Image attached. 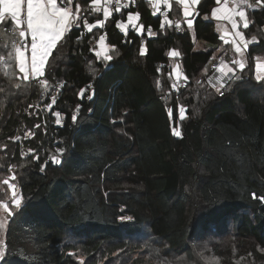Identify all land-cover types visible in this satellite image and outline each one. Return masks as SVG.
<instances>
[{"label":"trees","instance_id":"trees-1","mask_svg":"<svg viewBox=\"0 0 264 264\" xmlns=\"http://www.w3.org/2000/svg\"><path fill=\"white\" fill-rule=\"evenodd\" d=\"M90 1L75 0L81 16L104 26L89 32L81 22L51 50L41 78L55 86V96L22 78L8 58L18 29L10 17L0 22L8 37L3 44L0 35V139H6L0 162L22 166V203L9 217L0 264H145L154 252L205 264L196 250L207 243L211 264H234L222 246L226 238L239 251L248 246L245 252L264 264V200L253 197H264V91L237 81L212 94L197 82L212 53L194 50L188 31L158 30L143 1L139 20L156 33L124 38L115 23L125 15L92 16ZM215 5L201 0L196 6V40L218 44L205 18ZM257 5L246 10L244 36L257 29L262 36L249 44L248 58L264 54V3ZM101 36L120 54L90 74L84 64ZM171 51L187 80L177 93L167 76ZM181 102L187 120L179 114ZM199 104L195 116L190 107Z\"/></svg>","mask_w":264,"mask_h":264},{"label":"snow or ice","instance_id":"snow-or-ice-1","mask_svg":"<svg viewBox=\"0 0 264 264\" xmlns=\"http://www.w3.org/2000/svg\"><path fill=\"white\" fill-rule=\"evenodd\" d=\"M135 0H130V3H134ZM201 0H178V3L183 5V14L185 17L191 16L192 12L189 11L190 5H198ZM222 0H215L217 5H220ZM75 0H0V22L4 21L5 17H10L11 21L15 23L16 26L24 25L22 30L18 31L19 37H26L30 35V42L27 39L21 41L19 46L14 45V55L13 52H8L9 59H15L18 61L19 72L24 74L23 79L28 80L29 76L36 77L37 75H44V66L46 63L47 57L51 54V50L57 45V43L62 40L65 36V33L69 32L73 26L79 27L81 22L87 31L91 32L93 28L103 27L104 21L97 19L95 23H89L88 19L82 17L81 14V5L75 3V12H73V4ZM92 3L95 5H100L101 0H92ZM115 3L114 11L120 12L122 8L129 7L128 3H121V0H104L103 15L105 18L111 15V11L108 5ZM257 4L264 3V0H256ZM223 7L213 10L212 15L217 19H225L231 23L233 29L234 37L239 39H233L231 43L235 46V52L240 58L231 60V65L235 67L227 66L226 70L220 69L224 77H228L229 73L235 76L236 68H239L241 71L245 68V62L242 58L244 56V51L247 49L249 43L255 42L256 37L253 36L251 40H246L242 31H240V26L242 24L244 29L249 27V19L247 15V9H252V4L249 0H223ZM157 10H159V4L156 5ZM255 10V9H253ZM91 11L96 13L101 12L100 7H94ZM217 12L222 13L221 16H217ZM22 16L26 19H22ZM139 13L133 15L129 14L127 19L129 21H135L138 19ZM239 17V20L237 19ZM169 23H171L169 21ZM187 25L189 28L192 27L193 21L191 19L187 20ZM116 26L120 29H126L127 25L122 22H117ZM135 28L136 25L133 24ZM179 27V23H177ZM13 31H16L14 28ZM105 36L100 37V43L103 45ZM23 49V50H22ZM30 50V63L29 58L26 56V52ZM177 53H173L176 55ZM101 55L100 52H97V56ZM4 57L0 56V60H3ZM103 59L106 61H111L113 57L111 55H103ZM221 63L224 64L225 61L221 60ZM256 80L264 81V75H261L260 72L264 71V64L257 62L256 64ZM238 78V77H237ZM46 83V81H45ZM226 86L225 80H219V87L216 89L220 91ZM91 98V97H89ZM54 102V100H53ZM59 115V113H57ZM76 117H73L75 120ZM59 124V120L56 121ZM39 127V125H37ZM175 135L179 136V132H175ZM59 151V149H58ZM54 162L59 164L61 161L59 159L53 158ZM15 179V176L12 177ZM5 185H9L10 188L15 189V184H10L9 180H4ZM13 204L16 208L21 206V198L18 197L15 191L12 192ZM254 198H259L264 200V197H256V194H253ZM0 207H3L4 211L8 213L9 216L13 215V212L9 209L7 203H4L0 199ZM131 219V218H127ZM2 226V225H0ZM3 250L0 249V259H3Z\"/></svg>","mask_w":264,"mask_h":264},{"label":"rangeland","instance_id":"rangeland-1","mask_svg":"<svg viewBox=\"0 0 264 264\" xmlns=\"http://www.w3.org/2000/svg\"><path fill=\"white\" fill-rule=\"evenodd\" d=\"M176 1L178 3V0H176ZM178 4L181 8V13L177 12L178 15H176V16L179 20H181L182 17L184 18L185 24H183L182 29L188 31V33L190 34V40L192 42L193 49L194 50L211 51V53H212L211 57L220 55L222 57L223 61H225V63L222 65V67H224V70H226L227 66L235 67L234 65H231L230 62H231V60L236 59V58H240V57H238V55L236 54L235 46L231 43V41L234 38L237 40L239 38L234 37L231 23L225 19H217L216 17H214L211 14V13H213L211 10L210 15L209 14L206 15L205 18L210 19V17H211L210 20L213 22L215 32L219 36V42H218V44H209V43H206L204 41L196 40L193 37V32H192L193 26L191 28H189L187 25V20L191 19V16L194 15V13H195L194 10H195L197 5H190L189 11L190 12L194 11V13L191 16L185 17L183 14V5L180 3H178ZM222 6H224V5L223 4L217 5L216 4L214 6V8L217 9V8H221ZM252 6H253L252 9L257 8V7H255L254 4ZM73 12H75V4H73ZM221 15H222V13L217 12V16H221ZM247 15H248V12H247ZM213 18L215 20H213ZM237 19L239 20V17H237ZM14 25H15V23H14ZM179 26H180V24H179ZM16 27L18 28V31H19V30H22L24 25L16 26ZM239 30L242 31L244 34L245 29L243 28L242 24H241ZM263 33H264V28H263ZM0 35L2 37H4L3 38V44H5L8 37H6V35H4V34H0ZM253 36L256 37V40L259 39L260 36H262L261 29L260 30L257 29V32L254 34H251L248 38H246L245 36L244 37L246 40H251V38ZM12 38H10V39H12ZM25 38H27V40L30 42V40H31L30 35H26V37H23L22 40H24ZM16 43L17 42H15V44ZM15 44L13 43V46ZM0 45H1V43H0ZM58 49H60L62 51L61 53H58V57H60V59H62L64 57L65 47L61 45ZM10 50L14 54V50L11 47H10ZM99 52L101 53V55L99 57L97 56V54H95V56L93 58L89 59L88 61H85V64H84L85 68L90 74L97 73L98 71H100L101 66L109 64L110 61L104 60L103 55H105V54L111 55L113 57V59H115L120 54L119 51H117L116 49L113 50V48H111L110 46H107L105 43H103V45H101V43H100ZM25 54L29 58V63H30V50L28 52H26ZM242 58L244 59V62H245V68L243 69V71H241L239 68H236L235 79H232V81L227 85L228 89L231 90L233 88V86H234V85H232L233 83H235L237 81H239V82L241 81L243 83L244 82L247 83L251 89L262 88V90L264 91V81H257L255 78L256 74H257L256 64H257V62L264 64V54H260V55L253 56L252 58H248L247 57V49H246L244 51V56ZM175 62H176V59H174L173 55H171L170 60H169V70L172 71L171 68H175V66H176ZM16 63H17V67H18V61L17 60H16ZM207 71H208L207 68H205L203 70V74L206 73ZM260 74L264 75V71H261ZM20 75L23 77L24 74L20 73ZM167 76H168V78H170V76H171L170 71H169ZM41 77L42 76L37 75L36 77L29 78V80L34 79V80H36L37 83H41L40 89H42L43 91H50L55 96V86L52 84L45 83L44 81H42ZM160 83L158 84L159 92L162 94V97L166 98L164 96L167 92L166 82L161 83V85H160ZM227 86H226V88H227ZM205 89L207 90V88H205ZM86 91H87V89H82L80 91L79 95H81L82 92H86ZM210 92H212V94H214V95L218 93V91L216 89H212V90H210ZM53 98H55V97H53ZM168 101H169L168 98H166V102H168ZM190 109L192 110V112L194 113L195 116L199 115V112H201V104H199L198 106H191ZM178 111H179V114L181 115V117L185 118V120H187L190 117L189 115L188 116L186 115L187 108L185 107L183 102L179 103ZM56 117H57V120H59V122L63 118L61 114H60V116L56 114ZM175 132H179L178 127L173 129L174 134H175ZM5 140L6 139H0V159L3 156V152L5 151V148H6ZM12 166L13 167H10V166L5 167L0 162V199H2L4 203H7L9 206V209L12 212H14L18 208H16V206L13 204L12 192L15 191L17 193L18 197L21 198L20 193H19L18 179L17 178L20 175V170H21L22 166H18V165L16 167L14 165H12ZM13 176H15V179H12ZM4 180H9L10 184H15L16 185L15 189L10 188L9 185H5L3 183ZM21 203H22V198H21ZM9 217L10 216L8 215L7 212L4 211L3 207H0V225H2V226H0V249L3 250V254L5 251V243H4L5 231H6V226H7ZM234 245H235L234 239H231V238H226L225 243L222 245V246H225L224 249L226 250V252L232 253L233 258H231V256L229 255V260L231 261L230 263L235 261L234 264H259L258 261H256L253 256H250V253L245 252V249H248V246L245 245V247H242V249L239 251V247L236 248ZM210 251H211V247H209V245L207 243V244L199 247L196 250V254L200 257V260H202L205 264H211V261H213V260H210V259H213L214 257L211 255ZM237 253H241L242 256L240 258L237 257L234 259V257L236 256ZM77 258L82 263L83 259L79 256H77ZM144 259H145V261H147L145 264H189L187 261H182V260H179L178 258H175V257L165 256L161 252H154V253H152V257L146 256Z\"/></svg>","mask_w":264,"mask_h":264},{"label":"built area","instance_id":"built-area-1","mask_svg":"<svg viewBox=\"0 0 264 264\" xmlns=\"http://www.w3.org/2000/svg\"><path fill=\"white\" fill-rule=\"evenodd\" d=\"M143 1L148 4L149 15L158 20V30L162 32H169V31H174L175 33L180 32L181 27L180 26L177 27V22L175 21L174 17L171 15L170 5H171L172 0H135L134 3H130V0H121L122 4L128 3L129 7L122 8L120 12L114 11L115 3L108 5V7L111 11V14L125 15L124 20L119 19L116 21V23L122 22L126 24L127 25L126 29L122 30L118 28L115 23L116 29L123 35L124 38L129 32L145 33L148 36L150 35L153 36L156 33L155 30H153V27L151 25H148L144 29L139 20V17L135 21H129L127 19L129 14H133V15L137 14V9L139 7V4ZM157 3L159 4V10H157V7H156ZM104 6H105L104 0H101L100 8L102 12H103ZM169 21L171 23H169ZM133 24L136 25L135 28L133 27ZM144 42H145V37L142 36L140 39L141 46H143ZM20 44L21 42H19L16 45L19 46ZM99 48H100V40L96 43L93 49V52L97 54V52H99ZM221 60H222V57L220 55L213 57L207 69L208 71L204 75L199 76L197 78V82L199 84H205L211 89H217L219 87L220 79L225 80L226 86L232 81V79H235V76H233L231 73H229L228 77L223 76V73L220 71V69H224V67H222L223 64L221 63ZM175 63H176L175 68H171L172 71L170 70L171 76H170L169 87L172 93H177L178 91L186 88L187 86V80L185 79L180 69V66H179V60H176ZM226 86L222 88L220 91H218L217 94L222 95V93L226 89ZM48 107H50V104L48 105Z\"/></svg>","mask_w":264,"mask_h":264},{"label":"crops","instance_id":"crops-1","mask_svg":"<svg viewBox=\"0 0 264 264\" xmlns=\"http://www.w3.org/2000/svg\"><path fill=\"white\" fill-rule=\"evenodd\" d=\"M221 4H223V0H222V2H221ZM230 5H231V0H230ZM253 5V4H252ZM254 5H255V7H257L258 5L256 4V2L254 3ZM100 7V5H95V4H93L92 3V1H90L89 2V4L87 5V11L88 12H90L91 14H92V16H96V15H98V14H101L102 16H104L103 15V12L101 11V12H99V13H96V12H94V11H91L94 7ZM223 7V6H222ZM221 7V8H222ZM170 9H171V15L174 17V19H175V21L177 22V23H179L180 24V27L181 28H183V24H185V22H184V18L182 17V19L181 20H179L178 18H177V16L176 15H178L177 14V12H180L181 13V8H180V6H179V4L177 3V1L176 0H172V2H171V5H170ZM215 8H213L212 9V12H213V10H214ZM195 12H196V8H195V10H194ZM194 11L192 12V14L194 13ZM195 14V13H194ZM212 14V13H211ZM182 15V14H181ZM210 15V14H209ZM183 16V15H182ZM193 17H194V15H192L191 16V19H192V21H193ZM23 18H25L24 16L22 17V19ZM26 19V18H25ZM210 19H211V17H210ZM213 20H215L214 18H213ZM13 24H14V22H13ZM193 26V25H192ZM16 27V26H15ZM17 28V27H16ZM18 29V28H17ZM19 38V41L16 43V44H18L19 42H21L22 41V38L21 37H18ZM25 39H27V38H25ZM15 44V45H16ZM171 53V55H173V53H176V51H171L170 52ZM178 55L176 54V55H173V58H175V57H177ZM32 76H29V78H31Z\"/></svg>","mask_w":264,"mask_h":264}]
</instances>
